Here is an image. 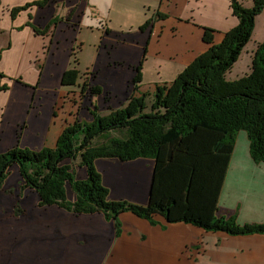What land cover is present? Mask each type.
<instances>
[{
	"label": "crops",
	"instance_id": "0c3cea01",
	"mask_svg": "<svg viewBox=\"0 0 264 264\" xmlns=\"http://www.w3.org/2000/svg\"><path fill=\"white\" fill-rule=\"evenodd\" d=\"M32 1L37 0H0V72L7 86L0 90V154L18 145L40 149L57 143L71 122V95L79 94L75 86L62 84L76 46L80 74L88 72L89 82L102 87L97 105L112 109L132 95L142 61L139 92L152 97L156 86L171 84L209 48L206 27L216 30L219 43L239 23L230 0H50L12 16V8ZM241 2L251 7L254 0ZM56 16L60 20L49 30L36 32L34 27L44 29ZM87 116L93 119L90 111ZM246 134H237L217 211L243 225L264 223V163L251 157ZM154 163L150 157L95 161L109 199L143 205L149 202ZM217 167H211L215 176ZM79 169L81 178L87 176L85 167ZM20 174L13 164L0 189L6 207L0 213V264H264V233L231 235L169 222L161 214L153 223L126 211L118 235L116 222L102 212L40 206L34 189L21 191ZM73 191L67 186L68 199L75 201ZM17 203L26 209L20 216Z\"/></svg>",
	"mask_w": 264,
	"mask_h": 264
},
{
	"label": "trees",
	"instance_id": "16d2710c",
	"mask_svg": "<svg viewBox=\"0 0 264 264\" xmlns=\"http://www.w3.org/2000/svg\"><path fill=\"white\" fill-rule=\"evenodd\" d=\"M48 2L37 0L16 6L12 16L31 5L44 6ZM231 5L239 23L226 31L219 43L214 42L215 29L206 27L204 40L209 48L171 84L156 86L152 97L139 92L142 61L133 80L134 91L121 106L102 112L95 105L91 108L93 119L76 118L70 122L53 147L30 149L18 145L1 153L0 189L11 166L17 164L23 181L21 191L27 187L34 189L40 196V206L57 204L75 214L102 212L108 221L116 222L118 235L122 231L120 215L126 211L153 223V216L161 214L169 222L193 223L231 235L264 233V223L243 225L236 218L217 215L229 156L241 130L247 133L251 157L264 163V41L252 58L250 73L234 80L226 77L252 39L264 0H254L252 7L238 0H232ZM59 20L56 16L44 29H34L44 33ZM78 50L76 46L72 67L65 71L62 84L78 86L82 93L90 89L95 96L100 95L102 87L90 85L88 72L80 74L78 70ZM3 77L0 72V90L7 88L1 84ZM100 157L122 161L153 158L148 204L109 199L110 190L95 165ZM207 164L218 166L216 176L212 165ZM76 167H85L87 176L78 178ZM67 186L74 190L75 201L68 199ZM14 208L17 215L24 214L20 203Z\"/></svg>",
	"mask_w": 264,
	"mask_h": 264
},
{
	"label": "rangeland",
	"instance_id": "374dc122",
	"mask_svg": "<svg viewBox=\"0 0 264 264\" xmlns=\"http://www.w3.org/2000/svg\"><path fill=\"white\" fill-rule=\"evenodd\" d=\"M238 1L241 2V0H238ZM231 2H232V0H230V4H231ZM253 4H254V2H253ZM231 7H232V5H231ZM232 27H235V26H232ZM232 27H230L229 29H231ZM252 39L253 40H252V42L249 43V45L248 44L245 45V47L241 53V56L238 58V60L234 64L233 68H231L228 72H226V77L228 79H232V78L236 79V78L243 76L246 73H250L251 66H252V58L255 55V52L257 50L259 43L264 41V9H263V11L260 12V14L258 15V17L256 19V25L254 27ZM74 52L75 51H73L72 54ZM229 77H232V78H229ZM84 78L86 79L85 76H84ZM83 81L84 80H82L81 83ZM90 85H92V84H90ZM75 88H76V90H78L79 94L77 95V93L74 92V94L71 95L73 98V99H71V101H72V110H71V114H70L71 115L70 116L71 122L74 121L76 118L78 120L89 118V116H87L88 112L89 111L91 112V108L94 109L95 105L98 106L99 110L102 112H105L107 110L109 111V109H111V108H109L108 103H105V104L100 103L99 105H97V101H95V100L97 99L98 95L95 96L90 89L88 91H85L84 93H82L78 86ZM150 102H151V100L148 101V104H150ZM76 169H77V175H78L77 177L81 178L80 177L81 176V169H79L77 167H76ZM16 191H17L16 192L17 195H20V194L22 195V193L19 192V189H17ZM29 199H31V197H29ZM3 205H4V203L2 201H0V207H1L0 213L6 211V207ZM20 207L22 208V206H20ZM23 211H26V209L24 210V208H23ZM3 220H4V218L1 219L0 222H3Z\"/></svg>",
	"mask_w": 264,
	"mask_h": 264
}]
</instances>
